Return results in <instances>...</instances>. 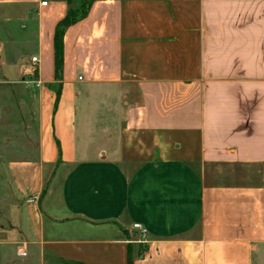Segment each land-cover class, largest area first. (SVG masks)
<instances>
[{
    "label": "crops",
    "instance_id": "0c3cea01",
    "mask_svg": "<svg viewBox=\"0 0 264 264\" xmlns=\"http://www.w3.org/2000/svg\"><path fill=\"white\" fill-rule=\"evenodd\" d=\"M41 1L0 0L37 131L7 164L9 264H264V0H92L59 82L67 5Z\"/></svg>",
    "mask_w": 264,
    "mask_h": 264
},
{
    "label": "rangeland",
    "instance_id": "374dc122",
    "mask_svg": "<svg viewBox=\"0 0 264 264\" xmlns=\"http://www.w3.org/2000/svg\"><path fill=\"white\" fill-rule=\"evenodd\" d=\"M65 1L69 3L67 7L76 13L80 11V0ZM7 81L0 69V231L12 227L19 210L18 199L7 173L8 162L37 157L32 153L37 131L34 122L29 119L32 110L30 94L20 85H10L5 83ZM6 239L0 235V242ZM8 252L9 249L0 246V264L11 262Z\"/></svg>",
    "mask_w": 264,
    "mask_h": 264
},
{
    "label": "trees",
    "instance_id": "16d2710c",
    "mask_svg": "<svg viewBox=\"0 0 264 264\" xmlns=\"http://www.w3.org/2000/svg\"><path fill=\"white\" fill-rule=\"evenodd\" d=\"M54 1H64L67 5L69 4L68 1H65V0H54ZM80 1L82 2V7L80 11L76 13L74 10L67 7L66 14L56 23V26L54 29L53 65H54V78L57 82L61 80V75H62V70H63V37L65 34V31L70 26L84 19L87 16L88 11L92 4V0H80ZM56 94L58 96L59 90L56 91ZM45 190L46 188L43 189L38 202L44 195ZM127 264H132V261L130 258L128 259Z\"/></svg>",
    "mask_w": 264,
    "mask_h": 264
},
{
    "label": "built area",
    "instance_id": "2783aa9c",
    "mask_svg": "<svg viewBox=\"0 0 264 264\" xmlns=\"http://www.w3.org/2000/svg\"><path fill=\"white\" fill-rule=\"evenodd\" d=\"M47 5V2L46 1H41L40 2V6H46ZM31 62L32 63H36L37 62V60H36V58L35 57H33V58H31ZM31 201H33V200H30V202ZM133 229L135 230V231H138L139 232V234L143 237L145 234H146V230L145 229H143L140 225H138V224H133Z\"/></svg>",
    "mask_w": 264,
    "mask_h": 264
}]
</instances>
